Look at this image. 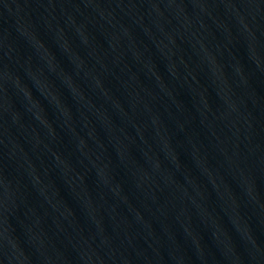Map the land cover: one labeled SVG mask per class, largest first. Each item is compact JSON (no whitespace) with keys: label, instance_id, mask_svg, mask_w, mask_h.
<instances>
[{"label":"water","instance_id":"1","mask_svg":"<svg viewBox=\"0 0 264 264\" xmlns=\"http://www.w3.org/2000/svg\"><path fill=\"white\" fill-rule=\"evenodd\" d=\"M0 264H264V0H0Z\"/></svg>","mask_w":264,"mask_h":264}]
</instances>
